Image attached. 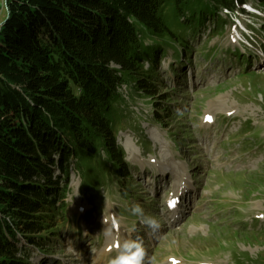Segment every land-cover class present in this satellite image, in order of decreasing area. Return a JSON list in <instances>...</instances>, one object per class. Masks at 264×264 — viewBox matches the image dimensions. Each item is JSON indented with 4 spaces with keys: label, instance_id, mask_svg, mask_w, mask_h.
I'll return each instance as SVG.
<instances>
[{
    "label": "rangeland",
    "instance_id": "rangeland-1",
    "mask_svg": "<svg viewBox=\"0 0 264 264\" xmlns=\"http://www.w3.org/2000/svg\"><path fill=\"white\" fill-rule=\"evenodd\" d=\"M248 5L260 16L208 20L180 62L179 45H164L155 98L119 90L126 178L84 193L72 171L63 228L31 264H110L127 239L142 243L144 264H264V5Z\"/></svg>",
    "mask_w": 264,
    "mask_h": 264
},
{
    "label": "trees",
    "instance_id": "trees-1",
    "mask_svg": "<svg viewBox=\"0 0 264 264\" xmlns=\"http://www.w3.org/2000/svg\"><path fill=\"white\" fill-rule=\"evenodd\" d=\"M249 1L0 0V264H31L63 228L72 171L84 193L126 178L119 90L155 98L163 46L180 62Z\"/></svg>",
    "mask_w": 264,
    "mask_h": 264
},
{
    "label": "clouds",
    "instance_id": "clouds-1",
    "mask_svg": "<svg viewBox=\"0 0 264 264\" xmlns=\"http://www.w3.org/2000/svg\"><path fill=\"white\" fill-rule=\"evenodd\" d=\"M131 212L138 216L140 222L149 230L155 232L159 229L160 225L157 219L146 215L139 204L133 205ZM146 255V250L141 242L127 239L121 245L118 255L110 261V264H144Z\"/></svg>",
    "mask_w": 264,
    "mask_h": 264
},
{
    "label": "snow or ice",
    "instance_id": "snow-or-ice-1",
    "mask_svg": "<svg viewBox=\"0 0 264 264\" xmlns=\"http://www.w3.org/2000/svg\"><path fill=\"white\" fill-rule=\"evenodd\" d=\"M208 120H209V122L211 121V117H209V118H207ZM173 203H175V202H173Z\"/></svg>",
    "mask_w": 264,
    "mask_h": 264
},
{
    "label": "bare ground",
    "instance_id": "bare-ground-1",
    "mask_svg": "<svg viewBox=\"0 0 264 264\" xmlns=\"http://www.w3.org/2000/svg\"><path fill=\"white\" fill-rule=\"evenodd\" d=\"M160 174H165L163 171ZM146 264V263H145Z\"/></svg>",
    "mask_w": 264,
    "mask_h": 264
}]
</instances>
